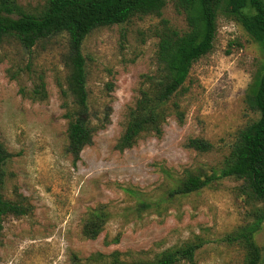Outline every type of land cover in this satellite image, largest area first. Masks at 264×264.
Wrapping results in <instances>:
<instances>
[{
  "label": "rangeland",
  "instance_id": "374dc122",
  "mask_svg": "<svg viewBox=\"0 0 264 264\" xmlns=\"http://www.w3.org/2000/svg\"><path fill=\"white\" fill-rule=\"evenodd\" d=\"M46 1L16 0L31 12ZM165 26L187 29L172 2L160 16H134L84 38L89 106L99 117L110 108V117L77 160L67 150L59 90L69 73L67 35L28 48L15 38L0 44V142L11 154L3 165V193L30 209L4 219L0 264L153 261L189 242L200 244L192 264L242 263V249L225 239L253 221L255 203L241 180L220 178L166 200L187 176L218 173L238 130L258 116L246 108L244 95L263 55L240 24L218 13L211 51L192 64L173 99L184 115L182 124L171 114L160 136H142L123 151L114 147L142 75L156 68L157 32ZM195 137L212 143V149L188 147ZM99 207L108 219L95 239L86 238L84 221ZM254 237L264 250V222Z\"/></svg>",
  "mask_w": 264,
  "mask_h": 264
},
{
  "label": "trees",
  "instance_id": "16d2710c",
  "mask_svg": "<svg viewBox=\"0 0 264 264\" xmlns=\"http://www.w3.org/2000/svg\"><path fill=\"white\" fill-rule=\"evenodd\" d=\"M168 2L184 15L187 29L179 32L165 26L157 32L156 68L142 75L138 96L127 109L124 130L114 147L123 151L142 136H160L171 114L182 124L184 115L173 99L183 90L192 64L211 51L218 13L240 24L263 55L244 95L246 108L258 116L238 130L218 173L187 176L169 192L166 200L197 192L220 178L241 180L244 192L255 203L253 221L227 233L225 239L242 249L241 264H262L264 250L254 236L264 222V0H47L35 12L24 11L16 0H0V44L7 38H15L28 48L37 40L67 35L69 73L66 87L59 84V90L63 99L62 116L67 120V150L77 160L83 148L92 143L95 133L109 123L110 117V108L99 117L89 106L81 51L84 38L95 29L123 24L134 16H160ZM187 146L199 152L212 149V143L198 137L189 138ZM10 157L0 142V244L6 216L21 217L30 210L22 199L10 200L4 196L3 165ZM108 216L101 207L90 211L82 235L95 239ZM199 247V243L189 242L163 251L153 261L127 263L114 258L111 264H177L182 260L192 264Z\"/></svg>",
  "mask_w": 264,
  "mask_h": 264
}]
</instances>
